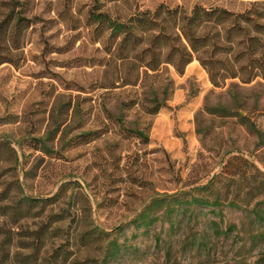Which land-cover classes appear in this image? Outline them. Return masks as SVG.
Listing matches in <instances>:
<instances>
[{
    "label": "rangeland",
    "instance_id": "rangeland-1",
    "mask_svg": "<svg viewBox=\"0 0 264 264\" xmlns=\"http://www.w3.org/2000/svg\"><path fill=\"white\" fill-rule=\"evenodd\" d=\"M251 1L23 0L26 16L35 23L26 32L22 59L0 67V139L10 143L20 163H8L1 181L14 175L28 195L57 197L43 213L38 207L37 219L23 227L38 230L48 221H58L53 228L68 226L77 239L69 247L71 262L101 264L106 241L92 239L87 248L80 235L93 227L109 233L123 227L111 238L123 252L108 264H256L264 238L253 245L252 235L261 227L243 202L251 200L256 169L264 174V146H256L245 126L204 109L235 108L233 94L238 93L244 102L240 111L264 130V80L246 85L235 79L215 87L197 59L183 74L164 64L146 75L139 61L122 63L112 55L117 42L110 28L89 19L91 11L125 19L161 4L240 11ZM138 78L137 86L122 87V81ZM154 92L164 102L156 114L148 109ZM132 130L143 131L148 140ZM52 132V151L45 153L38 140ZM87 132L98 137L87 142ZM235 181L243 184L242 209L227 205ZM217 191L222 200L228 197L221 207L185 205L170 217L164 208L149 233L133 223L154 198H213ZM230 225L237 229L226 234ZM53 232L47 235L50 252L63 242Z\"/></svg>",
    "mask_w": 264,
    "mask_h": 264
},
{
    "label": "trees",
    "instance_id": "trees-1",
    "mask_svg": "<svg viewBox=\"0 0 264 264\" xmlns=\"http://www.w3.org/2000/svg\"><path fill=\"white\" fill-rule=\"evenodd\" d=\"M89 19L99 25H107L111 30V38L116 40L117 46L113 53L115 57L125 63L130 60L139 61V69H143L146 75L150 72H158L164 64L173 65L179 73L197 59L207 70L210 80L215 87H225L228 80L238 79L242 84H251L257 79L264 80V0H252L243 10L232 11L224 7L196 4L190 11L183 6L169 7L161 4L154 11L138 12L128 18H112L106 13L91 11ZM35 23V19L28 18L25 14L23 0H0V67L4 64H18L22 59L26 40V32ZM17 61V62H16ZM139 78L134 82L122 81V87L137 86ZM237 86V85H236ZM168 86L164 90L167 97ZM152 114H156L164 105L159 103L157 92L153 93ZM235 108L225 105L205 107L204 111L210 115L230 118L256 137V146H264V130L258 127L256 122L240 110L244 102L240 100L238 93L233 94ZM136 104V103H135ZM145 108V104H141ZM117 122L124 124L122 116ZM134 134L143 140L148 136L140 130H132ZM49 135L39 138L38 143L45 153H51L52 148L48 144ZM87 142L94 141L97 132L83 134ZM37 147V144H36ZM8 163L19 166V158L16 151L6 140L0 139V264H88L90 259L84 262L70 261L71 245H76L77 239L72 235L68 226L53 228V221L43 224L38 230L23 227V222L37 219V208L43 213L48 206L56 201L53 198L40 199L28 195L24 185L19 179L10 176V180L1 181ZM16 169V168H15ZM252 178L254 184L248 197L243 203L253 216L254 223L261 227V231L252 235L253 245L264 238V174L256 169ZM215 177L209 185H214ZM233 197L227 204L231 208L242 209L240 205L242 182L235 181ZM208 190V186L200 189V192ZM253 191H257L254 193ZM228 194V193H225ZM222 192L217 191L213 198L205 196H192L185 199L179 195L162 196L154 198L138 215L133 223L137 230H145L149 233L159 220L157 212L165 208L163 214L170 217L174 212H183L184 206H209L221 207ZM256 202L250 207V202ZM250 207V208H249ZM52 217V216H51ZM21 231H17L19 229ZM237 229L236 225H230L226 231ZM123 227L114 231L119 233ZM53 232L54 237L63 242L54 246L52 252L48 245L47 235ZM114 231L109 233L98 227H93L88 232L80 235L82 246H93L92 239L106 243L100 247L102 263L108 264L116 260L123 252V246L117 239H111ZM23 232V235L20 233ZM113 233V234H112ZM51 239V238H50ZM94 240V241H96ZM264 262V252L256 264Z\"/></svg>",
    "mask_w": 264,
    "mask_h": 264
}]
</instances>
